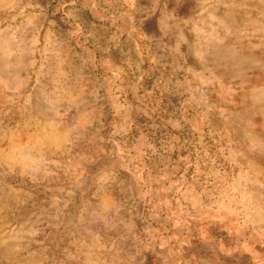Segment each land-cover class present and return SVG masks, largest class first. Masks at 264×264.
<instances>
[{
	"label": "rangeland",
	"instance_id": "obj_1",
	"mask_svg": "<svg viewBox=\"0 0 264 264\" xmlns=\"http://www.w3.org/2000/svg\"><path fill=\"white\" fill-rule=\"evenodd\" d=\"M0 264H264V0H0Z\"/></svg>",
	"mask_w": 264,
	"mask_h": 264
}]
</instances>
